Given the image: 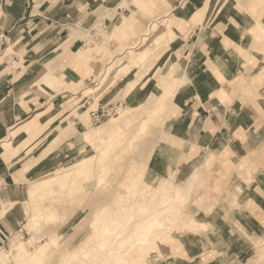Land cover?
Instances as JSON below:
<instances>
[{
  "label": "crops",
  "instance_id": "crops-1",
  "mask_svg": "<svg viewBox=\"0 0 264 264\" xmlns=\"http://www.w3.org/2000/svg\"><path fill=\"white\" fill-rule=\"evenodd\" d=\"M205 1L0 0V51L4 46L6 52L15 51V65H7L0 56V245L26 218L20 205L25 200L23 180L61 167V157L82 145L80 136L87 129L78 122L72 126L67 120L74 109L86 106L89 99L83 89L96 81L105 65L103 53L97 54L94 44L104 43L117 57L114 62L124 60L148 45L169 41V35H157L154 30L143 33L151 21L167 15L175 19V38L168 43L175 59L172 63H188L196 57L201 64L196 74H189L185 66L181 69L187 81L177 91L160 135L157 158L161 170H157L161 172L164 167L168 173L173 168L177 177L200 171V181L207 182L215 195L224 191L225 195L243 194L244 199L249 193L250 200L257 199L250 215L264 227V85L240 88L248 77L242 71L254 65L253 57L240 62V72L235 68L236 59L243 57L242 48L251 54L257 52L248 50L253 41H245L255 24L254 17L264 18V6L253 7V0H221L214 5L210 0L202 27L188 23L179 26L189 22ZM164 47L168 48L165 43ZM151 53H147L148 58H152ZM163 55L160 52L155 60L166 63ZM129 70L118 73L123 76ZM56 79L76 91L57 92L55 88L61 85ZM113 81L116 84L117 80ZM133 81L125 82L127 90ZM94 103L91 101L92 106ZM31 126L35 129L27 132ZM5 140L12 141L15 149L7 157L2 145ZM52 143L56 147L44 154ZM210 163H215L212 170ZM238 165L240 169L235 170ZM225 252L222 249L216 254ZM177 257L179 261L185 259Z\"/></svg>",
  "mask_w": 264,
  "mask_h": 264
},
{
  "label": "rangeland",
  "instance_id": "rangeland-1",
  "mask_svg": "<svg viewBox=\"0 0 264 264\" xmlns=\"http://www.w3.org/2000/svg\"><path fill=\"white\" fill-rule=\"evenodd\" d=\"M215 2L220 3L221 0H213L212 4L214 5ZM262 2H264V0H253L252 5L255 3H261V5H263ZM204 5L194 12L189 22L183 21L179 24V26L182 25V27H185L187 23L192 26H199L198 20L206 10ZM188 10H192V8H189ZM156 21H162L164 23L163 31H165V33H163V36L169 35V41L175 38V31L173 29L175 20L172 21V18L167 15L154 19L150 24ZM251 21L252 20L248 19V24H250ZM262 21L264 22V18ZM146 31L148 32L146 29L143 33H146ZM249 33L252 34V28H250ZM250 34L247 36L245 44L253 41L251 38L252 35ZM153 36L154 35L152 34L149 38H152ZM90 38L91 37H89V42L91 41ZM137 41L140 42V38H138ZM169 41L165 42L164 40L160 42L157 47V49H159H156L155 51V53L160 51L165 54L162 56V59L165 60L166 58V63H164L165 61L163 60L160 62V60L157 61L155 58H148L147 53H149V51H140L139 54L130 57L129 66L123 69L122 66L117 71V74L112 73L107 77L105 80L106 84L109 81L111 82L107 84V89L101 91L102 93H100V96L94 94L88 96L85 92L84 95H87V98L89 99L88 103L86 106L77 107V109L73 110L72 115L67 122H73V125L75 122H78L81 125L84 124L83 130H86L88 125L91 126V130H97L104 123L108 122L110 118L117 115L120 110L123 108H126V110L128 109L125 115L118 120L121 128H117L115 126L111 130L104 131L105 137L112 134V138L114 139V141L110 142V145H114V147L107 152L109 163H107L106 167H97L96 165L91 177L88 180L76 182L73 184V187H71L72 183L70 185L68 184L67 190H64L59 194V200L52 202L51 207L53 209H58L64 213L61 214V218H58L55 221L45 220L44 227L37 231V235L40 236V242H45L52 235H59L60 250L67 248L71 249L76 246L90 232L88 224L84 223V221L88 218L87 212L91 210V206L83 207L89 199L84 196V194L96 190L94 189L95 187L100 189L99 191H101V189H111V187H114L116 191L120 188L119 185L122 182L126 183L128 181L126 178L136 170L135 163L131 159V155L132 153L134 154V151H142L145 160L148 158L154 146H156L151 165L152 167H156L154 169L158 168V170H161L160 159H158L160 154L157 152L159 151L158 147L160 145V135L163 131L168 115L172 110L173 101L176 96V94L173 95V93H171V90L174 89V86L178 81V77L173 78L172 75L173 73H179L184 66L189 74H196L200 70L197 65L201 64V60L199 59V61H196V57L188 63L186 60L183 61L185 63H172V60L174 61L175 59L174 55L171 53V47H168ZM164 43L168 48L164 47ZM102 44L104 43L94 44V47L97 54L103 53L101 54V61L105 65L101 69V74L96 81L86 88L96 87L100 83L101 76L106 75L105 71L109 66L108 64L117 58L112 55L113 53L109 51V48L104 47ZM167 49L169 52H164ZM245 52L248 54L250 51ZM155 53L152 54L154 55ZM14 54L15 51L12 49L7 50L6 52V46H4L3 50L0 51V56L3 57L1 59L7 65L10 63L15 65ZM232 55V57L236 59L233 52ZM251 55L253 57L252 59H255L254 62H251L254 65L252 67H245V70L242 71V73H244V75L248 74L246 82L247 87H258L264 85V74H262L260 80L255 81L254 83H250L249 80L258 75L260 71L264 70V50L261 49V47L253 54L249 53V55L246 56L241 55V57H243L239 58L240 60L236 59L238 66L235 68H237L240 72V62L242 63L245 58L249 59ZM108 61H110V63L106 64ZM163 64H165L164 66L166 67L160 68ZM174 64L179 65V71L173 68L172 65ZM146 66L148 67L146 68ZM128 68H130L129 72L124 73L123 76L118 73L123 72ZM137 74L140 76V79L137 78ZM114 79L117 80L116 84L113 81ZM132 79L134 81L130 87L133 86L132 90H134V92L130 91L126 93L127 85H125V82ZM56 81H58V84L61 85L57 86V88L60 87V89H63L66 85H68L62 79H56ZM241 83H245V81H242ZM246 83L240 88H246ZM48 84H51V82ZM161 87L163 88L162 90ZM240 88L238 87V92H240ZM150 91L151 93H149ZM245 94L246 90L244 91V95ZM133 97L137 100L134 101ZM91 101H95L96 104L94 103L95 105L93 104L94 106H92ZM97 102L100 103L101 106L97 105ZM86 123H88L87 126L85 125ZM120 132L122 136L120 135ZM84 133L80 136L82 145L78 148L76 146L65 158L61 157L64 162L61 167L43 175L33 174L31 175L32 177L23 180L25 182V200L23 203H20V205L25 208L26 218L17 231L4 238V243L0 245L1 248H9V240L13 237V235L18 233L22 236L23 240L27 241L34 233L25 228L26 222H28L31 218L34 211L37 212L39 209L47 206V201L50 199L49 197L53 195L54 188L62 185V183L58 181L59 178L69 174L72 170L71 168H74L77 164L83 162L84 157L87 154L94 153V157L97 158L98 148L102 147L105 142H102L100 139L88 140L84 138ZM63 135H66V133ZM61 136L57 138V145H59V142L61 141ZM55 147V143H52L49 146L51 151ZM45 152L46 151L43 153L45 154ZM113 158L115 159L114 162H112ZM123 159H125V161L121 162ZM102 168L104 169L102 170ZM208 168L211 170L214 169L215 163H210ZM235 168V170H238L240 169V166L238 165ZM69 169L71 170L69 171ZM166 172L167 171L163 167L161 173L165 176L173 175L176 182L179 183H183L191 177L189 175L181 174L177 177L173 168H170L168 173ZM102 175L104 179L102 180V183L99 184V180ZM47 181H51L52 183L49 182L50 184H46L47 186L43 190V195L40 197L41 200L36 201L35 195H38L40 192L37 191V194L36 192L33 193V188L44 185ZM31 185L32 189L27 193V188L30 189ZM196 189L197 193L202 194L199 196L201 200L200 202H197L196 205L191 207L201 211V213L199 212V215H197L199 221L209 222V224L207 227H203L204 230L193 231V235H188V232H182V229H177V243L176 245H173V247L176 248V251L173 249V256L159 255L158 257L161 259L160 264H264V249L261 250L262 245H264V227L262 228L257 225L256 221L250 215L253 212V208L257 206L255 203L257 199H255V201L250 200L248 192V195H246L244 199H242L243 194L232 195L230 193H226L225 195L222 194L224 191H216L217 194L215 195L213 193L215 190L210 188L205 181H200L196 186ZM112 192H114V189H112ZM81 196H84L85 199L79 200ZM199 203H201V205H199ZM70 206L74 208L71 209ZM208 207H211L209 212L206 210ZM210 233L215 234L211 236ZM200 247H203V249L200 250ZM57 249L58 248L54 249L56 252L49 259L50 264H53L57 259ZM222 249L226 252L216 254L217 251L220 252ZM54 250L52 252H54ZM227 251L230 252V254H228ZM177 255L184 256L183 258L185 259L179 261L176 259ZM158 257H156L155 253V257L153 258Z\"/></svg>",
  "mask_w": 264,
  "mask_h": 264
},
{
  "label": "bare ground",
  "instance_id": "bare-ground-1",
  "mask_svg": "<svg viewBox=\"0 0 264 264\" xmlns=\"http://www.w3.org/2000/svg\"><path fill=\"white\" fill-rule=\"evenodd\" d=\"M151 3L153 5V1ZM209 3L210 0H207L204 5L206 10L198 20V25L201 27L207 17ZM262 4L263 5H261V3H255L252 6H264V2H262ZM254 18L255 24L252 26L251 34L253 42H251V47L248 50H258L260 47L264 50V22L260 18ZM173 20L175 19L172 18V21ZM147 30L148 33L154 30L157 35L159 33L163 34L165 33V31H163L164 23L162 21H156L152 23ZM145 39L146 38H144V40ZM157 47L158 44L148 45V47L143 48L144 50L141 51L155 53ZM245 51L242 48L240 52L241 55H249V53L246 54ZM152 53L151 56L153 55ZM158 53L159 52H156L152 58H158L160 54ZM132 56L135 55L130 54L126 59L117 62H114V60V64H112L110 68H106V75L101 77L100 83L96 87L83 89L84 93L86 92L88 96L91 94L100 96V93H102L101 91L107 89V84L111 82L109 81L106 84L105 80L107 77L112 73L116 74L122 66V69L129 66V59ZM172 66L175 70L179 71L178 64ZM260 73L251 78V80H249L250 83L260 80L262 74H264V70L260 71ZM177 77V84H175L174 89L171 90L173 95L177 93L178 88L183 86L187 80V76L182 70H180L179 73H175L173 78ZM52 79L53 81L55 80L54 77H52ZM47 82L52 83V80H47ZM68 88H70V90H76V88H73L72 85L69 84L63 89L56 87L55 90L59 92ZM132 89L133 86L128 88L127 93ZM162 89L161 87V90ZM127 111L128 109L126 110V108H123L117 115L110 118L108 122L104 123L97 130H91V126L88 125V127V123L85 124L87 130L83 135L84 138L88 140L100 139L102 142H105L102 147L98 148L97 158L94 157V153L87 154L83 162L71 168L72 170L69 169V171L71 170L69 174L59 178L58 181L62 183V185L54 188L53 195L49 197L50 199L48 198L50 201H47V206L39 209L37 212L34 211L31 218L25 224V228L34 234L27 241L23 240L19 233L13 235L9 240V248L4 249L0 247V264H50L49 259L56 252L54 250L55 248H58V256L53 264H160L161 259L158 257L159 255L170 256L173 253V249L176 251L173 245L177 243V229H182V232H188V235H193V231L204 230L203 227L208 226L209 222L199 221L197 218V215H199L198 213H201V211L191 207L201 200L199 196L202 194L196 191V186L200 182L201 172L196 171L183 183L176 182L173 175L165 176L151 165L154 150L156 148V146H154L148 158L145 160L142 151H134V154L132 153L131 159L135 163L136 170L126 178V180L128 179L126 183L122 182L119 185V189L115 191V188L111 187V189L106 188L99 191L100 189L95 187L94 189L96 190L84 194V196L89 199L83 207L91 206V210L87 212L88 218L84 221V223L88 224L90 232L77 245L75 244L76 246L71 249L67 248L60 250L59 235H52L45 242L39 241L40 236L37 235V231L44 227L45 220L55 221L62 217L61 214L64 212L53 209L51 205L53 201L59 200V194L67 190V185L72 183L71 187H73V184L76 182L88 180L96 165L97 167L107 166V163H109L107 152L114 147V145H110V142L114 141V139L112 138V134L105 137L104 131L111 130L115 126L121 128L118 120L121 119ZM31 127L32 128L26 131L30 132L35 129V126ZM2 145L5 147V157L8 156L10 151H15L12 146V141L8 142V140H5L2 142ZM45 151V154H48L51 148L48 147ZM12 155H15V153ZM114 158L112 162H114ZM124 161L125 159L121 162ZM103 169L104 168H102V170ZM103 179L104 177L102 175L99 184L102 183ZM49 182L52 183L51 181H47L44 185L33 188V193L36 192L37 194V191L40 192L38 195H35L36 201L41 200L40 197L43 195V190L46 188V184H50ZM112 189H114V192H112ZM83 197L81 196L79 200L85 199V197ZM199 205H201V203H199ZM72 208L74 207H71V209ZM206 210L209 212L211 207L206 208ZM262 249H264V245H262L261 250ZM53 250L54 252H52ZM155 253L159 260L158 258H153L155 257Z\"/></svg>",
  "mask_w": 264,
  "mask_h": 264
}]
</instances>
